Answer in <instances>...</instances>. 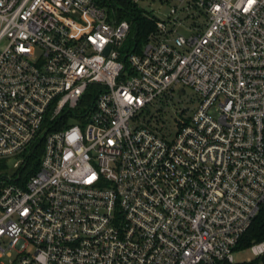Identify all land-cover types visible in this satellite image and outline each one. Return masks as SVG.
Wrapping results in <instances>:
<instances>
[{"label":"built area","instance_id":"2783aa9c","mask_svg":"<svg viewBox=\"0 0 264 264\" xmlns=\"http://www.w3.org/2000/svg\"><path fill=\"white\" fill-rule=\"evenodd\" d=\"M140 11L122 48L98 0H0V158L27 154L0 172V264L236 263L264 202V0ZM174 84L199 104L167 136L137 113Z\"/></svg>","mask_w":264,"mask_h":264},{"label":"rangeland","instance_id":"374dc122","mask_svg":"<svg viewBox=\"0 0 264 264\" xmlns=\"http://www.w3.org/2000/svg\"><path fill=\"white\" fill-rule=\"evenodd\" d=\"M176 0H139L135 5V8L147 12L152 16L163 18L168 13L169 6L175 3ZM107 9V8H106ZM107 10H110L109 8ZM179 30L186 34L184 27L180 26ZM131 39L128 36L122 42V48H128ZM133 43H131L132 46ZM37 56V53H33L32 59ZM179 88H184V92L179 94ZM153 105H147L137 113V117L140 122L150 123L151 125H157L162 121L163 125H159L158 128L163 134L172 136L176 130V119L178 117L187 118L188 115L198 106V96L196 92L190 86L181 87L178 84L172 85V89L169 88L157 98L152 100ZM180 110H183L180 112ZM177 117V118H176ZM69 122H76L75 118H68ZM27 154L21 152V154H14L0 158V172L10 173L15 170L12 167L13 162L20 160L21 157H25ZM6 246V241L2 243ZM14 250L12 249V252ZM233 259L235 262L242 260H248L253 257L248 248L238 249L232 251Z\"/></svg>","mask_w":264,"mask_h":264},{"label":"trees","instance_id":"16d2710c","mask_svg":"<svg viewBox=\"0 0 264 264\" xmlns=\"http://www.w3.org/2000/svg\"><path fill=\"white\" fill-rule=\"evenodd\" d=\"M99 4L109 8L115 14L117 20L126 19L129 22V37L131 43L139 46L146 34L154 29L153 21L148 19L142 12L135 8L128 0H98ZM26 166L32 170L36 169L37 158L32 155ZM264 238V202L261 203L259 211L253 217L250 225L238 238L234 250L248 248L253 242ZM235 264H264V255H257L248 260H242Z\"/></svg>","mask_w":264,"mask_h":264},{"label":"water","instance_id":"95a60500","mask_svg":"<svg viewBox=\"0 0 264 264\" xmlns=\"http://www.w3.org/2000/svg\"><path fill=\"white\" fill-rule=\"evenodd\" d=\"M183 92H184V90L181 88L180 91H179V94H181V93H183Z\"/></svg>","mask_w":264,"mask_h":264}]
</instances>
